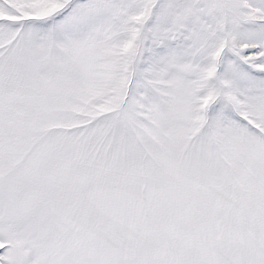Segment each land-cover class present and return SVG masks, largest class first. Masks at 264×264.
Segmentation results:
<instances>
[{
    "label": "snow or ice",
    "instance_id": "1",
    "mask_svg": "<svg viewBox=\"0 0 264 264\" xmlns=\"http://www.w3.org/2000/svg\"><path fill=\"white\" fill-rule=\"evenodd\" d=\"M0 264H264V0H0Z\"/></svg>",
    "mask_w": 264,
    "mask_h": 264
}]
</instances>
